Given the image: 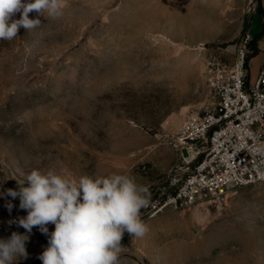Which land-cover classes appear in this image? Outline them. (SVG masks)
Returning a JSON list of instances; mask_svg holds the SVG:
<instances>
[{"label": "rangeland", "instance_id": "374dc122", "mask_svg": "<svg viewBox=\"0 0 264 264\" xmlns=\"http://www.w3.org/2000/svg\"><path fill=\"white\" fill-rule=\"evenodd\" d=\"M206 1L66 0L60 17L42 14L40 27L0 40V225L8 234L27 233L17 223L27 212L7 189L18 191L31 170L124 174L149 190L140 212L149 231L125 233L119 264H264V183L185 209L154 208L195 164L172 142L175 132L215 103L204 47L232 58L246 33L264 31V0H235L220 13ZM263 59L249 60L248 78ZM28 234L36 247L18 264H42L48 236L38 227Z\"/></svg>", "mask_w": 264, "mask_h": 264}, {"label": "clouds", "instance_id": "9594fccd", "mask_svg": "<svg viewBox=\"0 0 264 264\" xmlns=\"http://www.w3.org/2000/svg\"><path fill=\"white\" fill-rule=\"evenodd\" d=\"M65 5L66 0H0V40L14 39L21 28L40 27L42 14L60 17ZM31 12L37 18H29ZM17 13L19 19L14 18ZM17 183L18 191L7 189V194L19 197L20 208L27 212L18 225L27 233L38 227L48 236V246L39 257L42 264H118L125 233L143 238L149 231L140 215L149 204V190L129 175L70 179L63 171L33 169ZM7 207L10 211L13 205ZM49 224L54 225L51 233ZM28 239L17 232L0 239V264L27 258Z\"/></svg>", "mask_w": 264, "mask_h": 264}, {"label": "built area", "instance_id": "2783aa9c", "mask_svg": "<svg viewBox=\"0 0 264 264\" xmlns=\"http://www.w3.org/2000/svg\"><path fill=\"white\" fill-rule=\"evenodd\" d=\"M204 52L215 103L212 110L187 116L175 132L172 142L192 153L195 164L154 208L185 209L200 200H220L230 188L264 183V59L257 75L247 77L249 60L264 55V31L246 33L232 58L219 47L205 46ZM7 235L0 225V239Z\"/></svg>", "mask_w": 264, "mask_h": 264}, {"label": "bare ground", "instance_id": "6f19581e", "mask_svg": "<svg viewBox=\"0 0 264 264\" xmlns=\"http://www.w3.org/2000/svg\"><path fill=\"white\" fill-rule=\"evenodd\" d=\"M234 2H235V0H216V9L215 10H216L217 13H220V10L228 11L227 8ZM208 3L210 4V1H208ZM209 13H210V11H209ZM191 156L193 158V155H191ZM17 233L29 236V239H28V241L25 244L26 251H27V256H28L33 250H35V247H36V246L33 245V239L30 238L31 236L28 233H24L23 230H18ZM11 235L12 234L7 235L6 239H8Z\"/></svg>", "mask_w": 264, "mask_h": 264}, {"label": "trees", "instance_id": "16d2710c", "mask_svg": "<svg viewBox=\"0 0 264 264\" xmlns=\"http://www.w3.org/2000/svg\"><path fill=\"white\" fill-rule=\"evenodd\" d=\"M258 9H259V12H262V11H263V8H262L261 5H259ZM261 32H262V31H261ZM261 32H260V33H261ZM256 53H257V52H256ZM256 53H255V55H256Z\"/></svg>", "mask_w": 264, "mask_h": 264}, {"label": "crops", "instance_id": "0c3cea01", "mask_svg": "<svg viewBox=\"0 0 264 264\" xmlns=\"http://www.w3.org/2000/svg\"><path fill=\"white\" fill-rule=\"evenodd\" d=\"M254 57H256V56H254ZM254 57H253V58H254ZM253 58H252V59H253ZM252 59L250 60V63H249V65L251 64V61H252Z\"/></svg>", "mask_w": 264, "mask_h": 264}]
</instances>
